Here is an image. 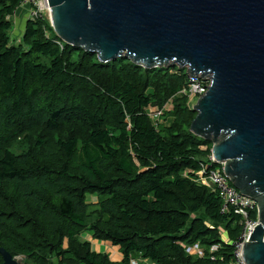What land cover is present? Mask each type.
<instances>
[{"label": "trees", "instance_id": "16d2710c", "mask_svg": "<svg viewBox=\"0 0 264 264\" xmlns=\"http://www.w3.org/2000/svg\"><path fill=\"white\" fill-rule=\"evenodd\" d=\"M23 1L0 0V248L22 264L232 262L241 218L196 181L211 143L189 131L185 71L101 63L48 19L12 42ZM169 102L155 125L148 110Z\"/></svg>", "mask_w": 264, "mask_h": 264}, {"label": "water", "instance_id": "95a60500", "mask_svg": "<svg viewBox=\"0 0 264 264\" xmlns=\"http://www.w3.org/2000/svg\"><path fill=\"white\" fill-rule=\"evenodd\" d=\"M65 44L101 63L126 58L145 69L177 67L209 81L189 131L242 195L258 224L243 246L264 264V0H48ZM15 42V37H11ZM2 264H22L0 248Z\"/></svg>", "mask_w": 264, "mask_h": 264}, {"label": "built area", "instance_id": "2783aa9c", "mask_svg": "<svg viewBox=\"0 0 264 264\" xmlns=\"http://www.w3.org/2000/svg\"><path fill=\"white\" fill-rule=\"evenodd\" d=\"M25 5L29 8L27 12L28 19L49 20L50 12L48 0H24L22 6ZM186 80L187 86L180 94L187 97L188 106L192 110L197 100L207 92L210 83L206 79L188 73H186ZM168 104L172 103L169 102ZM168 104H166L163 109L151 108L148 110V116L155 125L163 115L164 110H172L173 107L170 105L169 108H167ZM196 181L204 186L213 188V190L217 192L222 203V212H227L229 209H233V211L240 216V225L242 226V229L237 240L231 243L234 251L233 261L229 264H246L242 256V249L249 241L253 230L258 224L257 203L251 198L239 193V191L231 185L229 179L224 174L223 165L216 164L212 156L209 157V163L202 165V170L197 173ZM254 213L255 219H251L250 215ZM197 248L198 247L195 246L194 249L192 248L188 251L193 254L192 251L196 250V253L194 254L201 256V249L197 250ZM216 249L217 247L214 246L211 251H215Z\"/></svg>", "mask_w": 264, "mask_h": 264}, {"label": "crops", "instance_id": "0c3cea01", "mask_svg": "<svg viewBox=\"0 0 264 264\" xmlns=\"http://www.w3.org/2000/svg\"><path fill=\"white\" fill-rule=\"evenodd\" d=\"M13 19H14V29L16 27V31L14 32V35L16 34L15 40H16V38H17V40H20L22 35H23V31H24L26 22L28 20L27 15H26V10L23 8V6H20L16 10ZM12 35H13V33H12ZM169 105L172 106V104H168L167 108H169ZM86 239L91 242L92 248L94 247L93 242L98 243L97 241L92 240L91 236H87ZM102 244H103V247L101 245L100 250H97L96 248H93V250L96 252L108 254L110 256L111 260L114 262H120L122 260V255L119 253L118 247L112 246L109 242H102ZM103 248L105 249V251L103 250ZM192 253H196V250H193Z\"/></svg>", "mask_w": 264, "mask_h": 264}, {"label": "rangeland", "instance_id": "374dc122", "mask_svg": "<svg viewBox=\"0 0 264 264\" xmlns=\"http://www.w3.org/2000/svg\"><path fill=\"white\" fill-rule=\"evenodd\" d=\"M23 8L26 10V15H27V12H28V10H29V8L27 7V5H25V6H23ZM16 31V27H15V29H14V27H13V31H12V33H13V35L12 36H14L15 37V35H14V32ZM87 202H89V203H96V197L95 196H89L88 197V200H87ZM87 234H82V239H86L87 238ZM223 237L225 238V236H224V234H223ZM87 240V239H86ZM93 244H94V247L93 248H96L97 250H100V246L102 245V247H103V244H102V242H98V243H96V242H93ZM190 249H192V248H190ZM193 249H194V247H193ZM196 249V248H195ZM102 250V249H101ZM103 250L105 251V249L103 248ZM197 250H200V248L198 247L197 248ZM194 254V253H193ZM144 263H146V262H144ZM134 264H137V261L134 263ZM146 264H148V263H146Z\"/></svg>", "mask_w": 264, "mask_h": 264}]
</instances>
